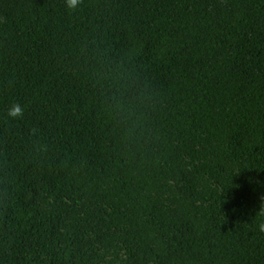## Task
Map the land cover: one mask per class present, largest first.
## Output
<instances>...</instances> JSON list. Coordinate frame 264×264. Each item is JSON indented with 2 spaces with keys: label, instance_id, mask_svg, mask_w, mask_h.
Returning <instances> with one entry per match:
<instances>
[{
  "label": "trees",
  "instance_id": "16d2710c",
  "mask_svg": "<svg viewBox=\"0 0 264 264\" xmlns=\"http://www.w3.org/2000/svg\"><path fill=\"white\" fill-rule=\"evenodd\" d=\"M259 223L264 0H0V264H264Z\"/></svg>",
  "mask_w": 264,
  "mask_h": 264
},
{
  "label": "clouds",
  "instance_id": "9594fccd",
  "mask_svg": "<svg viewBox=\"0 0 264 264\" xmlns=\"http://www.w3.org/2000/svg\"><path fill=\"white\" fill-rule=\"evenodd\" d=\"M66 8L69 10L70 13L76 12L80 6L83 4V0H64ZM24 114V110L21 107L20 104H13L9 110H8V115L12 119H17L22 117ZM257 230L260 233H264V223H259L257 225Z\"/></svg>",
  "mask_w": 264,
  "mask_h": 264
}]
</instances>
